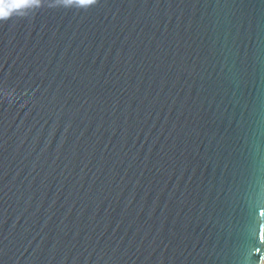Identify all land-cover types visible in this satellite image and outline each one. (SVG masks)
Instances as JSON below:
<instances>
[{"label":"water","instance_id":"95a60500","mask_svg":"<svg viewBox=\"0 0 264 264\" xmlns=\"http://www.w3.org/2000/svg\"><path fill=\"white\" fill-rule=\"evenodd\" d=\"M0 9V264H264V0Z\"/></svg>","mask_w":264,"mask_h":264},{"label":"snow or ice","instance_id":"6c2138e0","mask_svg":"<svg viewBox=\"0 0 264 264\" xmlns=\"http://www.w3.org/2000/svg\"><path fill=\"white\" fill-rule=\"evenodd\" d=\"M21 3L26 2V0H20ZM81 3H88L91 2V0H80ZM5 15L3 9H0V16Z\"/></svg>","mask_w":264,"mask_h":264}]
</instances>
